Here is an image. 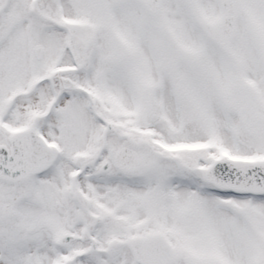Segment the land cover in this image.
<instances>
[{
  "label": "snow or ice",
  "instance_id": "snow-or-ice-1",
  "mask_svg": "<svg viewBox=\"0 0 264 264\" xmlns=\"http://www.w3.org/2000/svg\"><path fill=\"white\" fill-rule=\"evenodd\" d=\"M0 264H264V0H0Z\"/></svg>",
  "mask_w": 264,
  "mask_h": 264
}]
</instances>
